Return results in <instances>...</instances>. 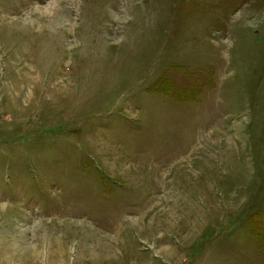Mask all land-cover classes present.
Here are the masks:
<instances>
[{
    "label": "rangeland",
    "instance_id": "1",
    "mask_svg": "<svg viewBox=\"0 0 264 264\" xmlns=\"http://www.w3.org/2000/svg\"><path fill=\"white\" fill-rule=\"evenodd\" d=\"M0 264H264V0H0Z\"/></svg>",
    "mask_w": 264,
    "mask_h": 264
}]
</instances>
